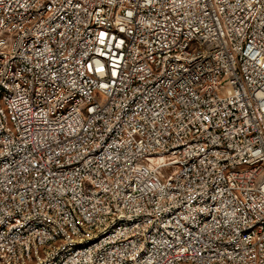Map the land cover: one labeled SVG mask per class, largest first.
Here are the masks:
<instances>
[{"label":"built area","instance_id":"built-area-1","mask_svg":"<svg viewBox=\"0 0 264 264\" xmlns=\"http://www.w3.org/2000/svg\"><path fill=\"white\" fill-rule=\"evenodd\" d=\"M0 264H264V0H0Z\"/></svg>","mask_w":264,"mask_h":264}]
</instances>
